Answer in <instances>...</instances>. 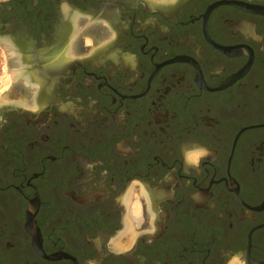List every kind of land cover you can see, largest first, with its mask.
I'll return each mask as SVG.
<instances>
[{"label": "flooded vegetation", "instance_id": "flooded-vegetation-1", "mask_svg": "<svg viewBox=\"0 0 264 264\" xmlns=\"http://www.w3.org/2000/svg\"><path fill=\"white\" fill-rule=\"evenodd\" d=\"M0 46V264H264V0H0Z\"/></svg>", "mask_w": 264, "mask_h": 264}, {"label": "rangeland", "instance_id": "rangeland-1", "mask_svg": "<svg viewBox=\"0 0 264 264\" xmlns=\"http://www.w3.org/2000/svg\"><path fill=\"white\" fill-rule=\"evenodd\" d=\"M9 53L0 46V105L3 103H20L28 99L18 93L16 86V70L9 64ZM4 99V100H3Z\"/></svg>", "mask_w": 264, "mask_h": 264}, {"label": "bare ground", "instance_id": "bare-ground-1", "mask_svg": "<svg viewBox=\"0 0 264 264\" xmlns=\"http://www.w3.org/2000/svg\"><path fill=\"white\" fill-rule=\"evenodd\" d=\"M4 100V99H3Z\"/></svg>", "mask_w": 264, "mask_h": 264}]
</instances>
